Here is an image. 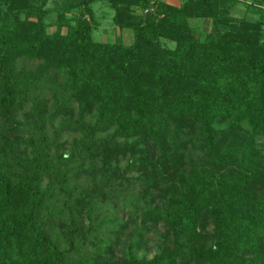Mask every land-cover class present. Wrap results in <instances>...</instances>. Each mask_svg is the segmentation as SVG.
I'll list each match as a JSON object with an SVG mask.
<instances>
[{
  "label": "trees",
  "instance_id": "obj_1",
  "mask_svg": "<svg viewBox=\"0 0 264 264\" xmlns=\"http://www.w3.org/2000/svg\"><path fill=\"white\" fill-rule=\"evenodd\" d=\"M94 1L78 2L76 24L69 26L70 34L57 37L64 42L78 33L77 51L72 54L66 44H55L49 57L56 72L62 62H66L65 75H78L88 65L89 75L98 72L109 80L98 99L96 120L78 126L80 134L68 147V155L59 151L57 138L81 121L52 126L57 108L64 111L70 106L63 93L48 121L51 138L43 135L45 123L40 120L28 139L32 157L18 158L17 144L11 140L20 131L18 105L43 89L32 87L40 73H23L22 67L20 73L15 60L38 45L14 40L16 28L0 27V121L5 123V129L0 124V264H264V150L256 137L264 135V45L242 33L261 24L260 18L247 14L242 28L218 31L205 42L190 35L191 20L209 17L217 28L228 0H184L179 6L165 0H108L115 9V23L130 27L134 39L130 44L93 49L88 43L90 24L83 16L91 15ZM45 4L44 0L35 8V22L22 21L29 23L31 36L42 39L46 37ZM215 119L229 121L231 131L225 136L231 144L216 140L209 131ZM186 120L206 126L209 136L200 147L205 151L202 161L190 163L188 170L182 168L175 176L168 167L177 168L182 156L177 150L165 151L163 138L168 127L182 128ZM238 128L249 130L250 138H236L232 130ZM144 131L161 148L159 158L150 163L157 168L153 182L166 181L168 175L175 183L163 202L146 205L143 214L138 213L140 227L122 250L124 256L109 257L105 263L102 259L121 239L120 231L86 225L80 222V214L86 209L104 221L116 222L117 198L126 185L123 172L108 160L121 151L118 138ZM130 157L128 166L138 162ZM44 180L48 182L42 187ZM84 180L89 186L76 190ZM142 181L144 186L149 183ZM256 181L263 187L261 193L255 189ZM54 192H69L78 211L69 217L64 246L54 236L59 212L46 202ZM80 196L83 202L77 204ZM126 203L136 210L132 201ZM208 221L213 231L204 234L201 230ZM159 222L165 240L158 252L152 257L139 255L137 249L148 229ZM247 252L254 256L248 257Z\"/></svg>",
  "mask_w": 264,
  "mask_h": 264
},
{
  "label": "rangeland",
  "instance_id": "obj_2",
  "mask_svg": "<svg viewBox=\"0 0 264 264\" xmlns=\"http://www.w3.org/2000/svg\"><path fill=\"white\" fill-rule=\"evenodd\" d=\"M44 0H0V27L4 26L8 29L16 28L17 36H14V40L25 41L27 43H33L38 45V48L29 52L23 56L18 57L16 61V68L21 73V67L23 73L34 75L35 72L40 73L35 76L32 87L35 89V85L39 88L42 87V93L36 95L27 96L23 103L17 104V118L20 121V131L11 135V140L16 142L15 149L17 151L18 158L23 161L25 157H32V146L28 145L29 136L34 133V126L37 125L40 120H43L44 130L42 133L44 136L52 134V127L48 125L51 114L54 109L57 108V102L59 94L65 93L69 98L70 106L68 109L62 111L57 108L56 116L51 119L52 126L58 127L62 122L73 121L79 119L81 125L75 126L69 132H62L57 138V144L59 151H63V154L68 155V147L75 138L80 134V127L89 123H93L98 116L99 97L105 94V89L109 84L108 76L100 73H94L89 75L91 67L85 65L82 71L78 75H65L66 62L58 67V72L54 69L56 65L51 64L49 59L52 52V48H55V44L65 45L67 51L74 54L79 47L78 33L73 35L70 40L62 42L59 36H65L70 34L69 26L75 25L80 15V2L81 0H45L46 4L43 7L45 10V36L43 39L40 36H31L28 29L29 23L25 25L22 21L26 20L31 23L37 20L35 8L40 6ZM169 3L179 6L184 0H165ZM74 3L76 5H74ZM249 5H252L251 7ZM227 7V8H226ZM225 11L221 13L219 29L213 28L212 20L209 17L203 19H192L190 23V35L194 39L201 41H209L210 37L217 33L230 31V29L242 28V24L246 23L244 20L250 14L251 18L259 17L261 24H256L242 31L243 34H251V37H245L247 39L252 38L257 41L258 45H264V0H228ZM255 7L256 9H254ZM257 7L259 9H257ZM251 8L252 12L248 11ZM91 15L85 13L83 16L90 24V35L88 43L94 49L96 46L101 48L103 45L112 43L130 44L133 42L134 34L130 27H120L114 21L115 9L108 0H96L91 2ZM138 13H141L140 9H136ZM148 13V10H147ZM248 14V15H247ZM255 27V29H254ZM31 28V27H30ZM79 30V27H78ZM241 30V29H240ZM80 31V30H79ZM230 33V32H229ZM87 48H90V45ZM94 56L97 57V54ZM49 78V79H48ZM127 110V108H123ZM128 112H130L128 110ZM180 127L172 124L171 127L166 129L163 142L166 144L163 148L165 151L171 153L173 150H177L182 158L175 166L168 167L170 174L178 175L179 171L188 170L190 163L197 164L201 162L205 151L200 150L203 146L207 135L208 128L201 126L200 123L194 124L190 121ZM3 123V124H1ZM1 129H5V123L0 121ZM80 126V127H78ZM33 130V131H32ZM209 131L214 134L215 139H219L220 142L225 144H231V140L226 137V132L231 131V125L228 120L215 119L209 126ZM236 132V138H250L251 132L245 128L233 129ZM109 132V131H108ZM107 132V133H108ZM259 141H261L260 148L264 150V135H257ZM119 151L117 154H112L108 160L109 163L115 164V166L123 172L121 178L124 185L121 196L117 198V212L118 219L116 222L101 219V215L97 213L88 212L86 209L81 211L80 222L86 223V225L94 224L97 229L106 230L108 227L114 228L120 231L119 241L112 247V252L104 255V262L109 261V257L113 260H117L124 256L122 250L128 247L129 241L133 236V231L136 227H140L139 216L146 210V205L152 207L153 205L163 202L164 195L168 191L169 186L175 183V178L167 175L166 181L156 183L153 182L156 173L154 171L157 168L152 167L150 164L155 159L159 158L161 154V148L158 147L148 132H142L138 135L125 138H118ZM54 151L56 147L53 148ZM132 158H135L138 162L128 166V162ZM70 159V158H69ZM153 170V172H151ZM159 171V170H158ZM48 179V178H45ZM142 179H148L149 183L144 186ZM44 180L41 186L47 183ZM72 179L69 180L71 184ZM76 190L89 186L87 180L80 181ZM255 189L258 193L262 192L260 182L256 181ZM53 195V194H52ZM56 195V196H54ZM52 198L47 202V205L51 207L56 206V210L59 212V218L56 220L54 236L62 243V238L65 236V230L68 225L69 217L71 214L78 215L76 207L73 205V199L69 195V192H63L57 194L54 192ZM85 196V194H84ZM96 199V198H95ZM81 200V201H80ZM99 200V199H97ZM111 200V199H110ZM126 200L132 201L136 210L126 203ZM83 202L81 196L77 199V204ZM95 201V200H94ZM111 202H113L111 200ZM96 206L98 204H95ZM128 205V206H126ZM95 206V207H96ZM82 209V208H81ZM139 213V216H138ZM95 214H97L95 216ZM111 216L106 217L108 219ZM95 228V229H96ZM147 229V228H146ZM204 230V231H203ZM165 228L161 222L155 224L148 229V233L145 236V241L141 243L137 253L146 257H152L158 252L159 244L164 239ZM205 233H212L213 225L210 221L206 222L205 229L201 230ZM209 243V242H208ZM248 257H253V252H247ZM113 257V258H112ZM106 263V262H105ZM108 264V263H106ZM191 264V263H190ZM236 264V263H234Z\"/></svg>",
  "mask_w": 264,
  "mask_h": 264
}]
</instances>
